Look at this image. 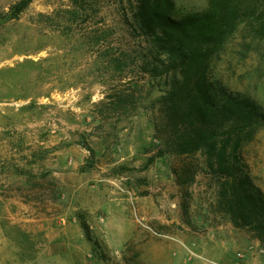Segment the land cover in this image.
<instances>
[{
  "label": "rangeland",
  "instance_id": "1",
  "mask_svg": "<svg viewBox=\"0 0 264 264\" xmlns=\"http://www.w3.org/2000/svg\"><path fill=\"white\" fill-rule=\"evenodd\" d=\"M19 1L0 0V264H264L262 243L220 208L206 157L159 155L157 99L173 73L132 0H33L16 13ZM260 11L213 75L264 108ZM239 154L264 195V124Z\"/></svg>",
  "mask_w": 264,
  "mask_h": 264
},
{
  "label": "trees",
  "instance_id": "2",
  "mask_svg": "<svg viewBox=\"0 0 264 264\" xmlns=\"http://www.w3.org/2000/svg\"><path fill=\"white\" fill-rule=\"evenodd\" d=\"M32 1L20 0L16 13ZM132 2L134 18L159 46L156 60L173 73L157 99L154 125L159 155L202 153L207 167L219 177L220 208L236 227L252 231L264 246V195L244 175L239 154L243 142L264 124V108L213 75L219 49L243 21L258 18L264 0H207L204 9L186 12L175 0ZM152 71L157 73L158 66ZM130 97L119 98L127 102Z\"/></svg>",
  "mask_w": 264,
  "mask_h": 264
}]
</instances>
